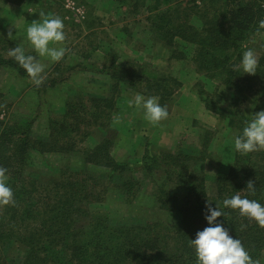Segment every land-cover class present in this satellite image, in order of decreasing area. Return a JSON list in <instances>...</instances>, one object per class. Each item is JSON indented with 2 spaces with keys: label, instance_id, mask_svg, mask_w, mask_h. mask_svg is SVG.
Masks as SVG:
<instances>
[{
  "label": "rangeland",
  "instance_id": "obj_1",
  "mask_svg": "<svg viewBox=\"0 0 264 264\" xmlns=\"http://www.w3.org/2000/svg\"><path fill=\"white\" fill-rule=\"evenodd\" d=\"M127 2L122 5L121 0H0V46L8 53L11 48L22 45L26 54L37 55L26 39V28L33 20L39 19L40 11L62 18L68 37L66 45L71 49L58 63L37 57L46 65L47 77L39 87L14 69L0 67V130L5 126L29 124L30 136L44 139L49 135L50 119H60L66 112V105L90 103L97 97L110 98L102 126L90 130L80 151L66 154L31 151L22 166L26 179L18 186L32 190L36 179L40 187H47L62 180L60 172L63 169L71 173L82 171L84 151L94 150L101 142L109 140L113 158L122 163L125 170L123 175H115L106 168L88 166L89 175L104 178L106 184L109 181L110 189L105 199L91 208H100L115 219L128 220V217L135 216L168 221L165 212L154 204L156 200L152 195L162 187L170 194L169 198L182 202L187 190L178 178L169 179L166 173L156 169L147 171L143 162L145 157L154 154H164L165 158L176 154L192 157L184 172L203 175L197 183L204 182L207 197L215 196L217 177L229 172L238 153L233 144L238 131L228 125L226 115L206 107L199 91L204 90L218 102L217 98L221 97L222 107L231 109L232 105L237 106L251 117L257 110H264V83L257 85L255 82L251 89H238L239 97L231 103L232 89L196 71L191 60V44L171 36L161 40L150 32L152 8L157 6L155 0ZM171 4L181 5L180 11L170 12L174 24L179 26L188 20L192 27L200 28L215 10L214 5H208L209 13H206L207 10L202 9V0H174ZM165 9L166 6H160V10ZM10 28L14 35L18 33L15 40L8 39ZM254 34L243 42L241 57L249 47L256 50L259 58L262 57L264 36ZM111 58L116 61L113 68L118 74L143 72L151 76L155 74L162 80L160 92H164L166 100L161 103L159 98V102L168 108L167 120L153 126L143 118L142 110L129 106V101L137 94L148 97L154 96L153 92L148 93L132 82L112 88L111 75L101 72L102 66L112 64ZM62 78L64 80L60 83H51ZM250 92L255 95L250 96ZM149 165L152 166V161ZM85 177L81 178L84 180ZM123 181H135L140 188L132 202L123 198L122 190L118 188ZM10 207L0 208V217L9 214ZM88 218L79 217L78 225H87ZM24 249L18 240H14L4 249V257L19 263L24 257ZM260 261L264 264V255Z\"/></svg>",
  "mask_w": 264,
  "mask_h": 264
},
{
  "label": "trees",
  "instance_id": "obj_2",
  "mask_svg": "<svg viewBox=\"0 0 264 264\" xmlns=\"http://www.w3.org/2000/svg\"><path fill=\"white\" fill-rule=\"evenodd\" d=\"M141 1L138 0L139 3ZM155 1L157 6L152 8L154 14L150 17V32L161 40L171 36L172 39L180 38L191 44V60L196 71L232 89L231 103L239 97L238 89H251L255 82L257 85L264 83V52L256 75L243 73L242 70L234 71L232 67L241 60L243 42L256 32L259 21L264 19V0H202V9H206V13H209L208 5H214L215 10L211 18H205L200 28L192 27L188 20L181 26L174 24L170 12L181 9L179 4H171L174 0ZM127 3V0H121L122 5ZM160 6H166V9L160 10ZM7 53L0 46V67L12 68L22 76L29 77ZM114 59L111 58L113 62L110 66H102L101 71L113 78L112 88H117L120 83L132 82L148 93L153 92L161 103L166 100L164 92H160L161 79L157 75L143 72L131 74L127 71L118 74L113 68ZM63 80H52L51 83L54 85ZM254 95L250 92V96ZM199 97L209 110L226 115L228 125L235 128L238 134L246 121L252 119L237 106L232 105L231 109L222 107L221 97L217 98L218 102L202 89ZM109 99L97 97L92 98L90 103L66 105V112L60 119H50L49 135L44 139L32 138L29 124L5 126L0 130V166L8 170V184L16 200V206L9 208V214L0 217V264H196L195 251L189 241L195 239L197 231L209 226L204 218L207 211L205 205L209 201L213 208L218 205L225 213L217 219L229 229V234L242 241L253 259L260 260L264 255V228L241 217L238 211L224 208L222 202L239 192L242 197L255 199L264 205V151L247 156L237 153L229 172L217 177V193L213 197H207L203 181L197 183L203 175L184 172L192 157L185 154L167 158L164 154L145 157L143 162L147 171L156 169L166 173L169 179L178 178L187 190L182 202L173 196V199L169 198L170 194L162 187L152 195L156 200L154 204L157 203L158 209L165 212L164 217L168 221L135 216L128 217V220L115 219L100 208H91L93 204L102 202L110 189L109 181L106 184L104 178L89 175L88 166L106 168L115 175H123L125 170V166L113 158L109 140H104L94 150L84 151L82 171L71 173L63 169L60 172L62 180L47 187H40L36 179L32 190L18 186L21 180L26 179L22 166L31 151L40 154L80 151L90 130L103 123L106 109L110 107ZM150 161L152 166L149 165ZM83 175L86 176L84 180L81 178ZM249 179L255 181L254 196L246 191ZM136 185L135 181H123L118 186L123 198L132 202L140 190ZM81 216L89 217L87 225H78L77 219ZM8 219L11 221L4 222ZM241 224L247 225L243 231ZM14 240L25 248L24 257L19 263L4 257V249Z\"/></svg>",
  "mask_w": 264,
  "mask_h": 264
},
{
  "label": "clouds",
  "instance_id": "obj_3",
  "mask_svg": "<svg viewBox=\"0 0 264 264\" xmlns=\"http://www.w3.org/2000/svg\"><path fill=\"white\" fill-rule=\"evenodd\" d=\"M17 35L18 33L13 34L12 28L9 29V40H15ZM254 36H264V19L259 21ZM26 39L37 55L26 54L22 45L11 48L8 54L26 71L32 83L39 87L47 77L46 65L37 57L58 63L71 51L66 45L68 37L62 18L56 15H46L44 11H40L39 19L33 20L26 28ZM253 43H255V38ZM259 59L256 50L249 47L242 53L239 64L232 66L233 70H242L243 73L256 75ZM129 106L142 110L143 118L153 126L160 125L169 117L167 106H162L157 96L145 97L137 94L129 101ZM233 144L234 149L242 156L264 151V110L252 114V119L246 121L241 133L233 137ZM7 172L5 167L0 166V208L16 206L13 189L8 185ZM246 191L255 195L254 180L249 179L246 182ZM222 203L224 208L236 210L241 217L264 228V205L257 200L242 197L237 192L231 198H225ZM205 207L207 211L204 218L209 226L202 231H197L195 239L189 241L195 251L196 264H261L259 259H253L242 241L233 238L229 234V229L218 221L217 218L225 215L220 207L216 205L213 208L210 201ZM246 227L247 225L241 224V231Z\"/></svg>",
  "mask_w": 264,
  "mask_h": 264
}]
</instances>
